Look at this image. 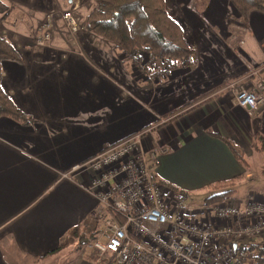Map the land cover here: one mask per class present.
<instances>
[{
	"label": "crops",
	"instance_id": "0c3cea01",
	"mask_svg": "<svg viewBox=\"0 0 264 264\" xmlns=\"http://www.w3.org/2000/svg\"><path fill=\"white\" fill-rule=\"evenodd\" d=\"M2 1L8 9L0 13V35L18 58L3 60L1 85L32 121L0 116V264L65 258L67 247L49 252L71 228L95 221L98 203L89 174H62L139 130L150 129L144 148L168 149L155 174L173 189L194 196L217 181L251 177L223 138L242 146L248 161L255 135H264V107L249 114L229 88L264 64L263 11L244 17L231 0L200 1L198 11L190 0H165L192 53L164 71L148 53H123L90 31L85 20L96 5L81 9L71 34L59 11L84 0ZM46 30L52 44H33ZM94 251L85 243L75 257L110 264Z\"/></svg>",
	"mask_w": 264,
	"mask_h": 264
},
{
	"label": "built area",
	"instance_id": "2783aa9c",
	"mask_svg": "<svg viewBox=\"0 0 264 264\" xmlns=\"http://www.w3.org/2000/svg\"><path fill=\"white\" fill-rule=\"evenodd\" d=\"M62 18L75 34L77 15L65 10ZM52 41L51 30H46L34 44L50 46ZM229 88L238 105L257 113L264 107V64ZM145 132L102 149L62 174L70 179L89 174L87 188L98 203L90 213L98 224L92 240L96 255L110 264H256V258L238 246L247 240L264 247V196L250 191L244 199L189 208L185 193L157 178L158 156L168 149L144 148Z\"/></svg>",
	"mask_w": 264,
	"mask_h": 264
},
{
	"label": "trees",
	"instance_id": "16d2710c",
	"mask_svg": "<svg viewBox=\"0 0 264 264\" xmlns=\"http://www.w3.org/2000/svg\"><path fill=\"white\" fill-rule=\"evenodd\" d=\"M231 2L244 17L252 11L264 12V0H231ZM7 9V5L0 0V13L6 12ZM85 22L90 31L111 40L123 53L134 57H141L142 52L148 53L153 64L160 62L164 71L181 63H187L192 53L181 27L167 12L165 0H98L97 5L86 16ZM17 58L15 47L0 35V116L28 123L32 119L13 102L1 85L3 60ZM223 139L235 157L249 168L250 164L243 147L229 139ZM252 147L254 151L264 153L263 134L255 135ZM262 175L264 176V162ZM242 177L243 174H239L208 185L214 192L205 197L204 204L210 205L228 199L235 190L237 181ZM91 222L71 228L59 246L49 254L59 252L76 240L80 243L79 246L92 242L98 225ZM246 241L239 243L238 250L248 251L256 258V264H260L264 256V247Z\"/></svg>",
	"mask_w": 264,
	"mask_h": 264
},
{
	"label": "rangeland",
	"instance_id": "374dc122",
	"mask_svg": "<svg viewBox=\"0 0 264 264\" xmlns=\"http://www.w3.org/2000/svg\"><path fill=\"white\" fill-rule=\"evenodd\" d=\"M200 1H202V0H190L188 3V7L192 10L198 11L199 8L197 10V6H198V3H200ZM203 1H205V0H203ZM97 2H98V0H84L81 3L77 2V4H74L72 7L67 6V7L61 8L59 13L63 14V12L65 10H71L74 14L77 15L78 22H79L78 24H79V26H81L80 25L81 24L80 23V17L78 16V14L82 12L81 9L83 10V12L90 10L92 8V6L94 7L95 5H97ZM33 44H34V40H33ZM140 54H141L140 56L142 58H146L144 52H142ZM159 63L160 62H157L156 66H160ZM145 131H147V132H145ZM137 132H143V133L145 132V135H144V137H145L147 134H149L150 129L145 128V129L139 130ZM137 132H135L133 134H136ZM253 154L254 155L249 157V159H248V161L250 163L251 177H247V178L242 177V179H239L236 183L235 190L231 193V195L228 199H230V198L231 199H237V200L238 199H244L250 191H255V192L259 193L260 195L264 196V176L262 175L264 153L263 152H255V153L253 152ZM180 191H182V190H180ZM212 192H213L212 189L211 190L206 189L202 193H199V194L194 195V196L187 194V202H186L187 206L189 208H193V209L200 208L201 206L205 205L204 204L205 197L212 194ZM222 201H224V200H222ZM222 201H220V202H222ZM91 223L98 225L96 221H92ZM79 244L80 243L76 240L74 243L68 245L67 251H64V254L66 255V257L63 258L61 256L62 258L59 259V261H57V263H53V264H71V263H73V261L71 262V260L73 258H75V261L77 262V264H80L78 257H75L77 254L76 249H79V247H80ZM234 244H236V243H234ZM77 246H79V247L77 248ZM87 247L88 248L86 251L91 252L92 247L89 245ZM92 253H93V251H92ZM56 259L57 258L52 259V260H56ZM28 261L26 260V264H30V262H28ZM21 264H25V263L21 262Z\"/></svg>",
	"mask_w": 264,
	"mask_h": 264
},
{
	"label": "water",
	"instance_id": "95a60500",
	"mask_svg": "<svg viewBox=\"0 0 264 264\" xmlns=\"http://www.w3.org/2000/svg\"><path fill=\"white\" fill-rule=\"evenodd\" d=\"M234 246H236V244H234Z\"/></svg>",
	"mask_w": 264,
	"mask_h": 264
}]
</instances>
